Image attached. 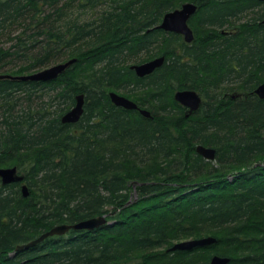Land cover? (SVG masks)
Returning <instances> with one entry per match:
<instances>
[{
  "label": "trees",
  "instance_id": "16d2710c",
  "mask_svg": "<svg viewBox=\"0 0 264 264\" xmlns=\"http://www.w3.org/2000/svg\"><path fill=\"white\" fill-rule=\"evenodd\" d=\"M186 2L198 5L190 44L157 28ZM263 18L256 0H0V74L77 59L52 81L0 80V168L17 167L30 193L0 181V264H209L213 254L264 264V100L253 93L264 82ZM160 55L147 77L131 69ZM186 89L203 99L189 118L174 99ZM114 90L152 117L117 107ZM80 94V121L62 123ZM103 216L99 228L16 251ZM201 227L233 230L168 251Z\"/></svg>",
  "mask_w": 264,
  "mask_h": 264
},
{
  "label": "water",
  "instance_id": "95a60500",
  "mask_svg": "<svg viewBox=\"0 0 264 264\" xmlns=\"http://www.w3.org/2000/svg\"><path fill=\"white\" fill-rule=\"evenodd\" d=\"M263 2L264 0H256ZM198 5L188 2L185 3L181 8L174 11L166 13L163 17L161 24L158 26L159 29L164 30L169 33H175L184 37L186 43H192L195 39L194 32L189 25L190 19L197 13ZM264 24V21L262 22ZM165 58H156L148 62L134 64L131 69L136 73L138 77H145L157 69L162 67ZM77 62L76 58L70 59L65 62H61L50 67L44 68L37 72L22 75V76H12L7 74H0V80L12 79L21 81H36V82H47L57 79L61 74H63L69 67ZM260 99L264 100V82L260 84L254 91ZM110 97L112 102L117 106L127 110H139L140 113L146 118H151V114L147 109H142L138 104L128 97L118 94L117 92H110ZM175 100L179 102L182 106L187 107L190 113H195L201 108L202 98L200 95L193 90H181L175 94ZM85 96L80 94L76 98V104L62 117L64 124H76L80 121L84 113ZM198 154L207 160H215L216 150L214 148L205 147L203 145H198L196 148ZM25 179L23 174H20L17 167H2L0 168V180L3 185H8L11 183H22ZM22 193L25 198H27L29 193V188L26 184H23ZM108 223L105 216L92 218L86 221H82L76 224H64L52 228L50 231L41 235L38 239L17 247V251H22L31 247H34L49 237L63 236L69 231H82V230H94ZM217 243V238L213 236L203 237L199 239H193L188 241H182L175 243L168 251H192L196 248H205L208 246L215 245ZM231 259L229 257H223L215 255L211 258L210 264H229Z\"/></svg>",
  "mask_w": 264,
  "mask_h": 264
},
{
  "label": "rangeland",
  "instance_id": "374dc122",
  "mask_svg": "<svg viewBox=\"0 0 264 264\" xmlns=\"http://www.w3.org/2000/svg\"><path fill=\"white\" fill-rule=\"evenodd\" d=\"M187 3V2H186ZM243 21H245V19L243 20ZM242 22V21H241ZM183 37V36H182ZM183 40H184V37H183ZM4 45L5 46H7L8 45V43H5L4 42ZM144 63V62H143ZM140 64V63H139ZM120 93V92H119ZM123 95V94H122ZM125 96V95H124ZM202 98V97H201ZM131 99V98H130ZM133 100V99H132ZM202 102H203V99H202ZM193 114L194 113H190V111H188V115H187V118H189V117H192L193 116ZM161 164V162H159L158 163V165L157 166H159ZM149 167H151V166H148V168ZM144 169H146V168H144ZM138 192H135L134 193V200H137L138 199ZM201 230V231H200ZM200 230L199 231H197L196 232V234H195V236H192V237H189V238H181V239H179V240H177L175 243H179V242H182V241H188V240H193V239H197V237H208V236H213V237H215V236H218L219 238L220 237H223V236H227V235H229L228 234V232L230 231V230H233V227H229V228H221L220 230H218V231H214V230H210V229H205L204 227H201L200 228ZM199 239V238H198ZM207 255L206 254H199V255H197L196 256V259H198V260H203V258H205ZM213 256H215V254H213V255H211L210 256V259L213 257ZM200 260V261H201Z\"/></svg>",
  "mask_w": 264,
  "mask_h": 264
},
{
  "label": "bare ground",
  "instance_id": "6f19581e",
  "mask_svg": "<svg viewBox=\"0 0 264 264\" xmlns=\"http://www.w3.org/2000/svg\"><path fill=\"white\" fill-rule=\"evenodd\" d=\"M185 4V3H184ZM184 4H182L181 5V7L184 5ZM180 7V8H181ZM176 10V9H175ZM174 11V10H173ZM163 20V19H162ZM162 22V21H161ZM161 24V23H160ZM159 24V25H160ZM158 25V26H159ZM158 26H157V28H158ZM159 29V28H158ZM164 31V30H163ZM166 32V31H165ZM161 57H164L165 58V61H164V64L166 63V60H167V57L165 56V55H160V56H157L156 58H161ZM156 58H153V59H156ZM153 59H150V60H148V61H151V60H153ZM148 61H146V62H148ZM163 64V65H164ZM163 65H162V67H163ZM162 67H160V68H162ZM159 68V69H160ZM154 73V72H153ZM152 73V74H153ZM136 74V73H135ZM151 75V74H150ZM149 76V75H148ZM145 77H147V76H145ZM139 78H141V77H139ZM144 78V77H143ZM187 90V89H186ZM190 90V89H189ZM256 90V89H255ZM179 91H181V90H179ZM193 91H195V90H193ZM110 92H112V91H110ZM114 92H117L118 94H121V93H119L118 91H115L114 90ZM178 92V91H177ZM176 92V93H177ZM197 92V91H196ZM175 93V94H176ZM198 93V92H197ZM254 93V92H253ZM110 94V93H109ZM199 94V93H198ZM122 95V94H121ZM200 95V94H199ZM231 95V97H232V99H235L236 97L234 96V94H230ZM256 95V94H255ZM110 96V95H109ZM200 97H202L201 95H200ZM111 98V97H110ZM130 99V98H129ZM174 99H175V95H174ZM176 101V100H175ZM177 102V101H176ZM178 104H180L179 102H177ZM203 103V102H202ZM181 105V104H180ZM182 106V105H181ZM182 107H184V106H182ZM185 109H186V117H187V115H188V111H189V109L187 108V107H184ZM201 110V109H200ZM200 110H198V111H200ZM63 117V116H62ZM152 117V116H151ZM61 121H62V118H61ZM62 123H63V121H62ZM18 169V168H17ZM19 171V170H18ZM19 173L20 174H23V173H21L20 171H19ZM24 175V174H23ZM25 176V175H24ZM1 181V180H0ZM1 183H2V181H1ZM11 184H16V183H11ZM11 184H8V185H11ZM18 184H20V187H21V191H22V187H23V184H26L25 183V179H24V181L22 182V183H18ZM27 185V184H26ZM4 186H6V185H4ZM28 186V185H27ZM23 194V193H22ZM34 241V240H33ZM28 244V243H27ZM21 246V245H20ZM17 249V248H16ZM17 251V250H16ZM17 252H19V251H17ZM182 252H185V251H182ZM187 252V251H186ZM211 260V259H210ZM209 264H210V262H209Z\"/></svg>",
  "mask_w": 264,
  "mask_h": 264
},
{
  "label": "flooded vegetation",
  "instance_id": "af4514ba",
  "mask_svg": "<svg viewBox=\"0 0 264 264\" xmlns=\"http://www.w3.org/2000/svg\"><path fill=\"white\" fill-rule=\"evenodd\" d=\"M263 3V2H262ZM264 21V18L261 20V21H259V23L261 24V25H264L262 22ZM262 84V83H261ZM259 86V85H258ZM201 106H202V104H201ZM201 109V108H200Z\"/></svg>",
  "mask_w": 264,
  "mask_h": 264
}]
</instances>
